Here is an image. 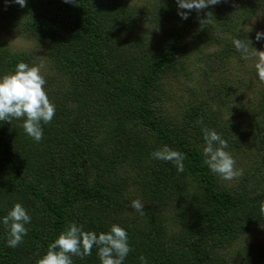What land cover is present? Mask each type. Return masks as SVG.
<instances>
[{
  "label": "trees",
  "instance_id": "1",
  "mask_svg": "<svg viewBox=\"0 0 264 264\" xmlns=\"http://www.w3.org/2000/svg\"><path fill=\"white\" fill-rule=\"evenodd\" d=\"M263 7L221 0L185 20L176 0H0V32L35 46L15 51L0 35V78L20 62L48 64L56 107L40 142L23 119L0 121V264H37L72 223L98 235L125 229L133 251L123 264H215L264 229V82L233 45L253 47L248 25ZM204 128L244 157L233 185L205 163ZM163 146L185 155L183 172L152 158ZM16 203L31 222L12 248L2 220ZM97 253L73 264H101Z\"/></svg>",
  "mask_w": 264,
  "mask_h": 264
},
{
  "label": "clouds",
  "instance_id": "2",
  "mask_svg": "<svg viewBox=\"0 0 264 264\" xmlns=\"http://www.w3.org/2000/svg\"><path fill=\"white\" fill-rule=\"evenodd\" d=\"M8 0H6V3ZM21 8L26 7V0H13ZM74 0H65V3H73ZM179 9L187 11L178 12L182 19H188V13L195 10L201 12L209 6L221 3V0H176ZM207 19L200 22L206 23L213 17L211 12L206 13ZM256 41L264 39V33L257 32ZM250 41L245 43L241 39H233V45L243 59H250L249 52L254 51L259 57L255 68L258 78L264 82V51L257 52L250 47ZM43 66H29L20 62L16 65L13 74L0 78V121L12 122L13 119H23L22 127L25 133L40 142L43 138L42 124L50 123L56 112L45 90L46 79L41 74ZM202 123V121H201ZM205 147L203 154L205 163L210 170L223 180L231 181L243 175L242 169H237L233 156L226 151L228 143L214 130L203 129ZM153 159L171 162L178 172L185 170V155L168 146L154 151ZM144 204L140 200L131 203L141 216L146 213ZM264 212V203L261 204ZM31 222V216L20 203H16L9 213L3 217L2 223L8 229L9 238L7 246L15 248L23 243L28 229L25 225ZM98 248V257L101 264H123L128 254L133 251L129 245L128 234L119 225L113 224L110 231L100 233L84 231L75 223L70 224L59 236L50 243L46 254L37 261V264H73V256L83 259L92 254L93 248ZM141 264H148L144 256H140Z\"/></svg>",
  "mask_w": 264,
  "mask_h": 264
},
{
  "label": "rangeland",
  "instance_id": "3",
  "mask_svg": "<svg viewBox=\"0 0 264 264\" xmlns=\"http://www.w3.org/2000/svg\"><path fill=\"white\" fill-rule=\"evenodd\" d=\"M130 4L143 5L147 2V0H126ZM253 29L254 33L257 32L264 33V7L257 13V15L252 19L250 24L248 25V29ZM1 37L6 42V44L10 47V49L15 51H29L32 50L35 46L34 43L30 40L24 39L20 35L14 34H6L3 30L0 32ZM252 49L257 52L264 51V39L261 41L254 43ZM250 59L246 62L249 68H252L257 63L259 57L257 54L252 51L249 53ZM41 56V55H40ZM41 68V73L49 72L48 64H43ZM243 140H247L248 138L244 137ZM244 157L240 158L237 156L235 159L237 169H242L241 162H243ZM245 163V161L243 162ZM236 179L231 181H227L228 185H233ZM255 182L252 183V186ZM248 232V231H247ZM224 257L223 261L215 262V264H254L251 260L247 259L243 260V256L241 253L245 254V257L248 258H257L256 256H260L264 258V229L261 228H251L249 232L238 241L233 242L228 246L225 251H222ZM258 259V258H257ZM258 264H264V259L256 261Z\"/></svg>",
  "mask_w": 264,
  "mask_h": 264
}]
</instances>
